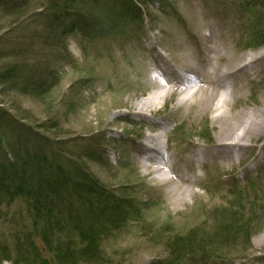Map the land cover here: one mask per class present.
Here are the masks:
<instances>
[{"label": "rangeland", "instance_id": "obj_1", "mask_svg": "<svg viewBox=\"0 0 264 264\" xmlns=\"http://www.w3.org/2000/svg\"><path fill=\"white\" fill-rule=\"evenodd\" d=\"M50 1L0 0V159L11 161L24 150L50 161L58 154L96 181L102 205L129 206L125 222L109 224L104 235L88 233L99 259L85 264H264V130L246 142L239 158L223 160L211 153L219 138L215 114L196 116V107L180 106L177 94L153 116L134 114L152 94L158 68L168 65L177 77L191 80L182 66L193 52L192 34L214 30L232 58L264 51V41L254 36L264 25V9L256 5L255 15L244 9L258 1L132 0L130 6L126 0H79L76 20L113 29L96 38L77 27L50 26ZM132 11L138 17L126 16ZM6 70L13 71L9 81L1 76ZM246 84L237 89L232 109L226 106L229 115L264 109V71ZM154 137L174 173L194 175L191 197L172 202L167 192L180 186L174 173L166 172L168 187L152 168L139 166L141 145ZM202 151L206 158L198 155ZM196 161L198 166L192 165ZM26 209L20 199L0 203V247L10 257L3 264L17 263L15 231L33 224ZM222 211L228 220L217 224ZM74 229L72 224L66 230L73 238L48 233V240L32 241L43 264H56L46 243L69 239L74 248L84 246L87 240ZM221 232L227 240L213 254L217 260L188 248L199 241L210 245Z\"/></svg>", "mask_w": 264, "mask_h": 264}, {"label": "trees", "instance_id": "obj_2", "mask_svg": "<svg viewBox=\"0 0 264 264\" xmlns=\"http://www.w3.org/2000/svg\"><path fill=\"white\" fill-rule=\"evenodd\" d=\"M77 1L79 0H51L47 13L49 25L55 26L57 30H63L66 27L72 30L77 27L84 35H91L95 38L113 32V29L104 28L102 25L95 29V26L99 24L92 26L90 21L88 23L84 20H76L75 16L78 15L76 13L80 11ZM126 1L130 2L132 0ZM135 1L147 2V0ZM257 1H254L256 4L247 2L245 5L251 15L257 13L255 12L256 5L264 9V0ZM97 2L99 0H93V4H97ZM129 5L131 6V2ZM128 14H131L132 18L138 17V14L134 11L132 13L127 12L126 16ZM99 22L100 24L103 23ZM115 25L116 22L113 26ZM94 33H96V36H92ZM254 36H256V40L264 41V25L261 29L254 30ZM12 72L6 70L1 73V76L9 81ZM2 155L5 156V152L4 154L2 152ZM54 156L56 157L53 159L55 161H50L45 154L24 150L21 156H17L16 159L11 161L4 162L3 159H0V203L10 204L18 199L22 200L27 204L25 212L28 219L33 220L30 228H27L26 225H20L13 236L12 242L15 243L13 246V259L18 264H43V258L39 256L37 247L32 241H35L38 236H42L43 240H48V233L56 235L55 239L73 238L66 235L67 228L72 224L75 226L74 230L79 237L87 240V242L80 248H74L73 242L69 239L58 240L50 244L46 243V246L53 247L55 263L75 264L77 262L85 264L90 263L95 258L99 259L96 254L94 255L97 245L89 243L94 238L89 236L88 233L97 230L98 232H95L97 235H104L103 232L106 226L125 222L126 215L129 213V210H127L129 206L119 201L102 205L103 196L94 191L97 186L96 181L87 176L84 170L78 166L71 167L58 154ZM73 205H77V210L72 209ZM223 212H218L220 215L216 217L219 220L217 224L222 221L225 223V220H228V213ZM83 221L88 222V224L82 223ZM39 227L42 228L41 231ZM219 238L222 240L219 241ZM213 239L215 241H212L210 245L199 241L194 245H189L188 248L195 249V251L200 250L206 260L208 258L217 260L218 257L213 254L223 250L222 247L225 245L227 238L221 232L215 233ZM8 255V250L0 247V264L10 260Z\"/></svg>", "mask_w": 264, "mask_h": 264}, {"label": "bare ground", "instance_id": "obj_3", "mask_svg": "<svg viewBox=\"0 0 264 264\" xmlns=\"http://www.w3.org/2000/svg\"><path fill=\"white\" fill-rule=\"evenodd\" d=\"M220 37L221 35L212 29H207L203 34H192L191 38H188V46L193 48V52L188 51L189 59L186 58L182 66L188 69L191 80H181L174 74L175 69L169 68L168 65L166 69L158 68L157 74L152 76L156 81L152 94L139 102L134 114L140 117L153 116L167 98L177 94L180 106L196 107V116L202 117L208 112L215 114L212 120L217 124L219 138L211 147L212 156L233 160L240 157L242 150L247 146L246 142L250 141L252 136H258L264 130V109L249 113L241 110L235 115H229L225 108L231 104L228 109H232L237 89L244 87L246 83L248 85L255 75L264 71V51L232 58L225 55L226 46L219 41ZM157 141L155 137L145 139L138 151V156H143L139 166L146 171L152 168V173L159 182L169 187L171 181L165 176L166 172L174 173V165L164 154V147L157 149ZM198 155L207 157L203 151ZM192 165L198 166L197 161ZM174 175L179 179L180 186L173 189L170 187L167 193L170 200L177 203L183 196L193 195L192 186L197 180L192 172L179 170Z\"/></svg>", "mask_w": 264, "mask_h": 264}]
</instances>
